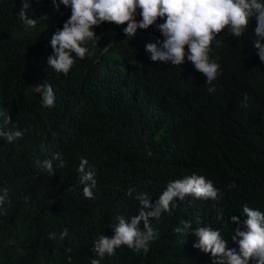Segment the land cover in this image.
<instances>
[{
    "label": "trees",
    "instance_id": "1",
    "mask_svg": "<svg viewBox=\"0 0 264 264\" xmlns=\"http://www.w3.org/2000/svg\"><path fill=\"white\" fill-rule=\"evenodd\" d=\"M29 2L37 22L25 27L18 19L22 0H0V110L27 129L13 143L0 137V186L10 197L0 215V264H90L92 241L113 234L116 214L138 211V193L155 199L169 179L194 171L222 190L219 201L174 198L177 206L151 221L159 235L147 252L125 245L97 259L213 264L210 253L193 247L194 232L184 236L174 229L184 220L190 228L222 227L235 245L232 230L243 224L230 217L240 215L244 202L264 209V62L251 44L255 20L245 41L220 34L224 38L210 56L221 67L212 81L215 91L208 92L206 77L191 62L176 66L149 58L145 45H159L158 29H138L129 38L122 31L127 22L94 26L92 55L77 59L67 75L47 69L48 41L70 8L56 9L52 0ZM40 70L56 92L51 108L42 106L30 84ZM245 93L247 108L240 103ZM53 152H62L66 164L49 174L36 161ZM81 157L96 172L94 198L82 194L76 171ZM65 228L67 236L58 239Z\"/></svg>",
    "mask_w": 264,
    "mask_h": 264
},
{
    "label": "clouds",
    "instance_id": "2",
    "mask_svg": "<svg viewBox=\"0 0 264 264\" xmlns=\"http://www.w3.org/2000/svg\"><path fill=\"white\" fill-rule=\"evenodd\" d=\"M56 9L61 5L70 8V15L64 20L62 27H57L48 41L52 52L47 56L45 65L57 73L67 75L77 59L92 55L89 41L95 43L97 35L95 27L101 23L114 22L126 25L122 31L130 38L138 29L153 26L162 34L158 43H146L145 49L150 52L149 58L154 61L170 62L172 65H183L191 62L193 68L206 77L208 92L215 91L212 84L221 67L218 58L210 56L213 45H218L227 33L243 40L245 33L254 19L251 44L261 62H264V0H52ZM29 0H22L18 11V19L22 25L32 26L36 19L29 14ZM140 17L137 19V17ZM46 19L45 16H41ZM35 92L40 96V103L45 107H53L56 103V92L51 83L44 80L35 84ZM248 94L240 101L248 107ZM27 129L16 127L10 115L0 110V137L5 142L13 143L23 137ZM150 155V153H149ZM55 162V163H54ZM36 163L49 174L63 168L66 164L62 152H53L51 157ZM76 171L82 185V194L86 198L95 197L97 185L96 172L86 157H81ZM230 183L228 187H232ZM129 194L132 189H128ZM219 193V195H218ZM186 194L195 198L219 201L223 192L215 186L212 179L203 174L192 172L169 179L160 193L153 199L146 192L138 193L136 199L141 207L131 216L116 214L115 223L111 224V236L99 234L92 241V250L96 254L90 264H100L106 255L112 256L117 248L128 246L133 251L147 252L150 242L158 238V230L152 225V220L159 221L161 215L170 212L177 206L174 198H183ZM9 190L0 186V215L6 212ZM25 201L28 200L24 196ZM240 215H232L231 221L236 225L229 238H225L222 227L197 226L190 228L191 221L184 220L174 229L185 236L189 231L198 237L193 247L210 253L213 264H264V209L244 202L240 205ZM243 216V220H241ZM141 222L143 226L141 227ZM68 234L67 228L59 232L58 239L63 240ZM50 238L57 239L55 233H49ZM70 251V250H69ZM70 261L71 256L67 257Z\"/></svg>",
    "mask_w": 264,
    "mask_h": 264
},
{
    "label": "rangeland",
    "instance_id": "3",
    "mask_svg": "<svg viewBox=\"0 0 264 264\" xmlns=\"http://www.w3.org/2000/svg\"><path fill=\"white\" fill-rule=\"evenodd\" d=\"M47 74L48 73L46 70H40V71L36 72L35 74H33L30 78V84H31L32 88L35 89V87H36L35 84L43 82L45 80Z\"/></svg>",
    "mask_w": 264,
    "mask_h": 264
}]
</instances>
